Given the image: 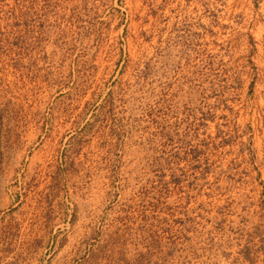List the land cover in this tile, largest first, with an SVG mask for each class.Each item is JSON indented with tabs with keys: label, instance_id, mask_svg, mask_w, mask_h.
<instances>
[{
	"label": "rangeland",
	"instance_id": "rangeland-1",
	"mask_svg": "<svg viewBox=\"0 0 264 264\" xmlns=\"http://www.w3.org/2000/svg\"><path fill=\"white\" fill-rule=\"evenodd\" d=\"M0 264H264V0H0Z\"/></svg>",
	"mask_w": 264,
	"mask_h": 264
}]
</instances>
